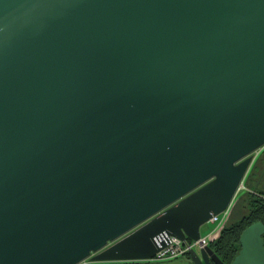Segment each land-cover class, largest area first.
I'll return each instance as SVG.
<instances>
[{
  "label": "water",
  "instance_id": "obj_1",
  "mask_svg": "<svg viewBox=\"0 0 264 264\" xmlns=\"http://www.w3.org/2000/svg\"><path fill=\"white\" fill-rule=\"evenodd\" d=\"M263 147L264 0H0V264L198 239ZM263 233L229 264H264Z\"/></svg>",
  "mask_w": 264,
  "mask_h": 264
},
{
  "label": "trees",
  "instance_id": "obj_2",
  "mask_svg": "<svg viewBox=\"0 0 264 264\" xmlns=\"http://www.w3.org/2000/svg\"><path fill=\"white\" fill-rule=\"evenodd\" d=\"M257 166L258 161L251 167V176ZM261 180L257 186L255 184V188L247 195L246 212H241L237 220L225 224L220 235L210 244L216 254L227 264L231 262L240 249L239 235L241 231L254 221H261L264 224V188L260 187ZM254 183H256V177ZM262 237L264 240V233ZM118 262H99L95 264H117Z\"/></svg>",
  "mask_w": 264,
  "mask_h": 264
},
{
  "label": "built area",
  "instance_id": "obj_3",
  "mask_svg": "<svg viewBox=\"0 0 264 264\" xmlns=\"http://www.w3.org/2000/svg\"><path fill=\"white\" fill-rule=\"evenodd\" d=\"M242 188H244L243 181L241 182L237 192ZM229 206L223 211L210 217L209 221L213 223L215 227L212 228L207 234H201L198 239L185 238L183 240L176 236H168L165 245L160 247L159 250L154 253L151 260L185 257L192 263L189 257V251L191 249L198 251L201 248L210 245L220 235L221 229L224 226L222 225V221Z\"/></svg>",
  "mask_w": 264,
  "mask_h": 264
},
{
  "label": "rangeland",
  "instance_id": "obj_4",
  "mask_svg": "<svg viewBox=\"0 0 264 264\" xmlns=\"http://www.w3.org/2000/svg\"><path fill=\"white\" fill-rule=\"evenodd\" d=\"M260 156H258L259 158ZM254 165V164H253ZM252 165V167H253ZM251 169L250 171L246 174L243 184L244 188L240 189L236 195L234 196L225 216L222 221V225L231 223L235 220H237L241 212H246V202H247V195L250 191H252L253 188H255L254 183V178L257 176V170L258 168H255V171L252 173L253 175L251 176ZM261 188H264V176L262 177ZM215 225L211 223L210 221L205 222L204 224L201 225V233L202 234H207L212 228H214ZM151 263V264H187L185 261H187V258L185 257H179V258H169V259H164V260H144L141 262ZM120 262V261H119ZM118 262V263H119ZM92 264L99 263V262H91Z\"/></svg>",
  "mask_w": 264,
  "mask_h": 264
},
{
  "label": "flooded vegetation",
  "instance_id": "obj_5",
  "mask_svg": "<svg viewBox=\"0 0 264 264\" xmlns=\"http://www.w3.org/2000/svg\"><path fill=\"white\" fill-rule=\"evenodd\" d=\"M258 156H260V157L258 158ZM256 161H258V166H257L258 170H257V176H256V181H257V179L260 177V173H261V171H262L263 168H264V147H263L262 149H260V150L256 153L252 165H253ZM252 165L250 166V168L252 167ZM250 168H249V170L247 171V173L250 171ZM247 173H246V174H247ZM245 176H246V175H245ZM263 176H264V173H263V175L261 176V179H262ZM244 178H245V177H244ZM261 179H260V180H261ZM243 180H244V179H243ZM259 182H260V181H259ZM258 184H259V183H258ZM81 264H92V263L89 262V261H86V262L81 263Z\"/></svg>",
  "mask_w": 264,
  "mask_h": 264
},
{
  "label": "crops",
  "instance_id": "obj_6",
  "mask_svg": "<svg viewBox=\"0 0 264 264\" xmlns=\"http://www.w3.org/2000/svg\"><path fill=\"white\" fill-rule=\"evenodd\" d=\"M200 229H201V227H200ZM200 232H201V230H200ZM141 261H144V260L120 261V263H117V264H151V263H147V261H145V262H141ZM185 262L187 264H193L188 260Z\"/></svg>",
  "mask_w": 264,
  "mask_h": 264
}]
</instances>
